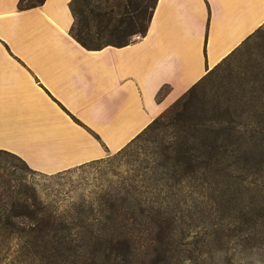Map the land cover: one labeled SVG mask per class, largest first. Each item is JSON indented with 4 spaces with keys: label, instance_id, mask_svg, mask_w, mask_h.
Listing matches in <instances>:
<instances>
[{
    "label": "crops",
    "instance_id": "0c3cea01",
    "mask_svg": "<svg viewBox=\"0 0 264 264\" xmlns=\"http://www.w3.org/2000/svg\"><path fill=\"white\" fill-rule=\"evenodd\" d=\"M71 1L0 0V148L43 173L119 151L264 24V0H157L141 37L88 47Z\"/></svg>",
    "mask_w": 264,
    "mask_h": 264
},
{
    "label": "trees",
    "instance_id": "16d2710c",
    "mask_svg": "<svg viewBox=\"0 0 264 264\" xmlns=\"http://www.w3.org/2000/svg\"><path fill=\"white\" fill-rule=\"evenodd\" d=\"M44 1L19 0L18 7L25 9ZM84 1L87 0L71 1L75 15L71 31L88 47H100L105 40L123 44L131 40L134 33H145L157 4V0H100L98 4L88 0L82 6ZM130 5L135 7L130 9ZM103 8L108 15L106 22L92 25L88 22L86 28L80 27L81 14L102 15ZM142 13L146 16L141 17ZM125 22H129L126 28L123 26ZM263 25L229 55L249 42ZM117 29L122 34L110 37ZM211 70L131 142L175 109ZM168 90V86L161 88L157 99L160 100ZM203 132L205 134L196 143L194 151L183 142L163 146L142 178L125 182L120 189L105 191L96 199L97 206L92 200L75 203V216L56 214L38 196L33 185L15 184L9 173L3 174L2 178L0 174L2 242L14 233L25 236L23 246L39 264H173L178 258L176 253L180 251L179 255H182L179 239L183 240V237L175 232L185 215L189 199L185 184L190 181L195 193L213 194L216 209L221 213L219 219L225 222L224 217L232 215L237 229L248 232L244 237L246 240L264 244V184L257 183L258 178L264 180V175L253 177L255 189L245 186L243 182L249 173L236 172L233 168L237 159L232 150L233 131L213 126ZM0 153L15 156L33 169L10 150L0 148ZM217 236L220 237L219 234H209L207 244L216 241Z\"/></svg>",
    "mask_w": 264,
    "mask_h": 264
},
{
    "label": "rangeland",
    "instance_id": "374dc122",
    "mask_svg": "<svg viewBox=\"0 0 264 264\" xmlns=\"http://www.w3.org/2000/svg\"><path fill=\"white\" fill-rule=\"evenodd\" d=\"M99 1L91 0L93 4ZM87 2H82V6ZM134 7L130 5V9ZM104 12L105 8L102 15L81 14L80 27L86 28L88 22L91 25L106 22L108 15ZM144 16L142 13L141 17ZM128 24L125 22L124 28ZM120 34L122 31L113 30L110 37ZM195 88L175 109L123 150L56 173L35 171L19 158L0 153L1 178L9 173L12 183L33 185L38 196L56 214L75 216V203L92 200L97 206L96 199L105 191L120 189L125 182L142 178L163 146L183 142L194 151L205 134L203 129L216 126L233 131L232 150L237 157L233 168L236 172L249 173L243 184L255 189L253 177L264 175V25ZM262 179L258 178L257 183L264 184ZM191 183L185 184L189 194L185 215L178 222L177 231L173 230L183 237L179 239L182 255L180 251L176 253L178 258L173 264H264V244L246 240L248 232L237 229L232 215L224 217L225 222L219 219L221 213L216 209L213 194L199 195ZM211 233L220 237L207 244ZM2 238L0 264H39L23 246L25 236L14 233L4 242Z\"/></svg>",
    "mask_w": 264,
    "mask_h": 264
},
{
    "label": "built area",
    "instance_id": "2783aa9c",
    "mask_svg": "<svg viewBox=\"0 0 264 264\" xmlns=\"http://www.w3.org/2000/svg\"><path fill=\"white\" fill-rule=\"evenodd\" d=\"M141 35H142V33H136L134 36L136 37V38H139V37H141Z\"/></svg>",
    "mask_w": 264,
    "mask_h": 264
}]
</instances>
